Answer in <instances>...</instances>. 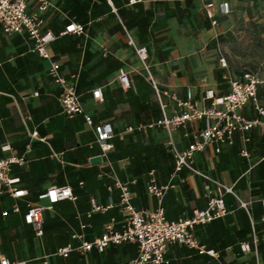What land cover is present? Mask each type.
I'll return each mask as SVG.
<instances>
[{
  "label": "crops",
  "instance_id": "obj_1",
  "mask_svg": "<svg viewBox=\"0 0 264 264\" xmlns=\"http://www.w3.org/2000/svg\"><path fill=\"white\" fill-rule=\"evenodd\" d=\"M49 1L42 18L45 28L57 35L49 48L50 60L33 52L34 41L28 34L6 35L0 26V158L8 155L1 146L10 144L12 153L25 159V164L13 165L11 174L28 191L22 199L0 196V261L44 264L48 257V264H128L138 255L137 244L111 245L102 253L96 248L73 251L66 258L54 254L67 246L93 242L108 225L122 229L120 193L108 189L115 179L137 181L131 192L138 209L158 207L147 190L152 177L158 185H170L162 206L171 221L206 209L209 197L216 194L214 185L205 189L202 177L186 169L175 172L167 146L169 133L148 127L162 118V111L136 47L147 49L148 64L161 87L180 98L191 91L200 107L208 106L210 102L203 101L208 89L226 95L228 78L243 73L235 74L226 53L239 26L264 27V0ZM224 2L228 14L221 10ZM29 10H34V3ZM70 22L83 25L86 34H63ZM52 62L61 64L63 76L76 77L93 126L84 115L71 118L64 113L59 100L62 90L48 73ZM121 72L131 81L127 90L118 79ZM96 89H101L102 100L94 99ZM263 89L264 80L259 86L262 105ZM174 111L175 104L169 102V114ZM244 114L249 119L257 116L251 106ZM102 124H110L114 131L113 149L108 160L93 163L102 153L94 126ZM202 126L196 122L185 131L175 130L172 138L185 149L192 143L186 134ZM130 127L136 130L129 132ZM250 138L244 142L238 134L234 145H223L220 153L216 146H208L195 155L199 170L236 194L225 195V217L194 230L199 242L215 250L219 259L177 244L168 247L170 264H264V130H253ZM244 149L248 156L242 155ZM52 186L71 187L77 200H64L46 210L44 235L37 237L25 223L27 204L38 202ZM240 201L248 203V209ZM93 202L105 210H95ZM14 206L20 213L12 212ZM245 243L249 251L242 249Z\"/></svg>",
  "mask_w": 264,
  "mask_h": 264
},
{
  "label": "built area",
  "instance_id": "obj_2",
  "mask_svg": "<svg viewBox=\"0 0 264 264\" xmlns=\"http://www.w3.org/2000/svg\"><path fill=\"white\" fill-rule=\"evenodd\" d=\"M135 0H131L134 3ZM34 3V10H29V4ZM51 6L49 0H0V26L6 35L28 34L34 41L33 52L41 58L50 60L49 48L57 39V35L45 28V21L42 14ZM210 8L212 5L209 6ZM223 13H230L228 3L221 6ZM210 18L214 17L211 10L208 11ZM75 34L83 36L86 29L83 25L70 22L63 34ZM136 53L140 58L143 68L147 73L148 80L154 89L157 101L162 111V118L148 127L164 128L170 135L167 146L175 161V172L188 170L192 174L205 179V189L209 191L211 186L216 187V194L209 197L208 206L204 210L196 209L189 218L177 221L167 219L162 206L163 200L170 189V185H158L156 179L152 177L148 183L147 190L158 202V207L154 210L138 209L133 204V193L131 186L136 184V180L122 182L115 179L114 184L109 186V191L118 190L120 193V211L124 217L121 230H115L112 225H108L104 234L96 238L93 242H84L81 246L74 248L67 246L58 250L55 256L68 257L71 252H90L96 248L99 252H104L111 245L123 243H134L138 246V255L128 264H170L166 258L168 247L171 245H183L195 249L199 254H207L219 259V254L212 249H208L196 238L194 230L198 225H206L214 220L223 218L228 214L225 204V195L232 193L236 195L232 188L214 179L210 175L199 170L195 165V155L204 152L208 146H216V152H221L223 145L233 146L235 137L240 134L244 142L251 140L250 132L255 129L264 130V105L259 99V86L262 83L258 72L253 70L244 71L240 76L229 77V92L220 96L212 89L205 93L203 101H209L208 106H199V102L194 99L193 93L188 92L186 98H180L176 92L160 86L159 82L151 72L148 64V51L146 48L136 47ZM223 66H226L225 59H221ZM54 78L62 92L60 104L65 114L69 117L84 115L86 123L93 126V120L85 114L81 96L77 90L76 77L69 79L62 75L61 64L52 62L48 71ZM118 79L124 89L131 88V81L127 73L121 72ZM37 96L38 93H35ZM94 99L102 100L101 89L93 91ZM169 102L175 104L173 115L168 112ZM251 106L257 116L249 119L244 114V110ZM201 122L200 130H193L187 133L192 137V143L185 149H180L172 138L175 130H187L192 124ZM138 127L137 130H141ZM96 142L101 149L102 160H108L113 149L111 140L115 137L110 124L94 126ZM136 128L130 127L129 132H134ZM36 136V133L33 134ZM3 153L8 154L0 158V196L7 194L15 199H22L28 195V191L20 188V179L12 176L13 165L25 164L23 157H18L12 153L10 144L1 146ZM243 156H248V152L242 150ZM55 156H57L55 154ZM38 202L28 203L27 211L24 215L25 223L32 226L37 237L44 235V212L51 209L55 204L64 201H76L77 197L69 186H52L38 197ZM241 202V206L248 209V203ZM94 204L95 210H105ZM264 210V200H262ZM14 214L20 213L19 206L12 208ZM244 251L250 250L248 243L242 244ZM48 257L44 264H48ZM0 264H28V262H11L7 258H1Z\"/></svg>",
  "mask_w": 264,
  "mask_h": 264
},
{
  "label": "rangeland",
  "instance_id": "obj_3",
  "mask_svg": "<svg viewBox=\"0 0 264 264\" xmlns=\"http://www.w3.org/2000/svg\"><path fill=\"white\" fill-rule=\"evenodd\" d=\"M226 54L235 74L253 70L264 80V27L259 28L255 23L239 26Z\"/></svg>",
  "mask_w": 264,
  "mask_h": 264
},
{
  "label": "water",
  "instance_id": "obj_4",
  "mask_svg": "<svg viewBox=\"0 0 264 264\" xmlns=\"http://www.w3.org/2000/svg\"><path fill=\"white\" fill-rule=\"evenodd\" d=\"M101 161H102V158L101 157H95V158L92 159V162L93 163H99Z\"/></svg>",
  "mask_w": 264,
  "mask_h": 264
}]
</instances>
